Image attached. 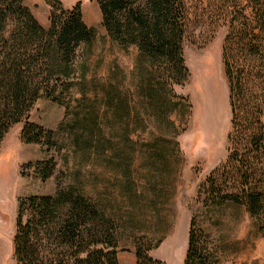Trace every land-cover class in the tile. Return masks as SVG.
<instances>
[{"label":"trees","instance_id":"obj_1","mask_svg":"<svg viewBox=\"0 0 264 264\" xmlns=\"http://www.w3.org/2000/svg\"><path fill=\"white\" fill-rule=\"evenodd\" d=\"M95 1L108 38L138 51L135 71L141 80V108L161 119L163 128L175 129L170 114L187 113L191 106L187 97L174 91L189 75L183 44L191 24V6L185 0ZM205 1L206 6L196 0L199 19L206 17L214 29L221 20L228 22L222 58L232 130L227 158L202 183L196 202L209 212L242 207L264 235V0H244L245 4L241 0ZM45 2L51 8L48 27L36 19L26 0H0V145L10 129L21 123L25 143L59 150L58 134H68L72 144L82 149L103 153L109 147L115 154L113 161L119 160L127 171L130 152L125 155L114 149L112 138H98L97 111L81 101L95 29L83 21L80 2L69 9L60 0ZM74 79L79 80L83 95L70 129L64 130L62 124L52 131L30 121L40 99L67 107L66 95ZM102 93L110 121L119 125L121 138L127 142L128 128L136 130L143 121L138 108L130 104L129 90L111 83L103 85ZM155 142L167 146L170 139ZM35 168L43 179L53 174L47 162L39 161ZM119 229L111 208L85 193L79 180L63 186L57 177L53 195L20 199L11 264H118ZM151 248L136 244V264H160L147 254ZM183 264H223L219 243L196 215L190 219Z\"/></svg>","mask_w":264,"mask_h":264},{"label":"rangeland","instance_id":"obj_2","mask_svg":"<svg viewBox=\"0 0 264 264\" xmlns=\"http://www.w3.org/2000/svg\"><path fill=\"white\" fill-rule=\"evenodd\" d=\"M185 1L191 6V24L183 44L189 75L182 85L174 86V91L187 97L191 106L187 113L186 110L171 113L176 128L166 129L161 119L146 107L141 108L136 47L123 48L108 38L95 0H60L67 9L80 2L83 21L96 32L87 57L82 104L87 102L97 111L101 131L98 138H112L114 149L125 155L130 152V162L125 171L119 160L113 161L115 154L109 147L103 153L82 149L72 144V137L61 132L59 150L44 144H28L21 139L22 124L14 125L0 145V222L12 239L7 238L2 246L8 253L0 264L13 262L20 199L53 195L57 177L63 186L79 180L85 193L111 208L120 225L117 251L129 247L135 251L136 244L144 243L151 245L147 254L160 264H183L190 219L196 215L219 243L223 264H264V235L257 231L255 220L244 208L227 206L209 212L196 202L202 183L228 155L232 125L222 58L228 22L221 20L214 29L206 17L202 20L197 17L196 0ZM203 2L206 6L207 2ZM26 4L36 19L48 27L51 8L45 0H26ZM111 83L129 90L130 104L138 108L143 120L136 130L128 128L127 142L121 138L119 125L110 121L103 103V85L109 87ZM80 85L78 79L73 80L66 95L67 107L40 99L30 113V121L52 131L62 124L64 130L70 129L83 95ZM98 88L100 92L96 94ZM161 138L170 139L169 145L158 144L159 140L153 143ZM39 161L52 165L50 177L43 179L35 170Z\"/></svg>","mask_w":264,"mask_h":264},{"label":"crops","instance_id":"obj_3","mask_svg":"<svg viewBox=\"0 0 264 264\" xmlns=\"http://www.w3.org/2000/svg\"><path fill=\"white\" fill-rule=\"evenodd\" d=\"M6 226L0 222V263H2L7 257L8 250L3 251L2 246L7 242V238L11 239V234L7 235ZM118 264H136V256L133 247H129L127 250L119 249L117 251ZM127 261V262H126Z\"/></svg>","mask_w":264,"mask_h":264},{"label":"bare ground","instance_id":"obj_4","mask_svg":"<svg viewBox=\"0 0 264 264\" xmlns=\"http://www.w3.org/2000/svg\"><path fill=\"white\" fill-rule=\"evenodd\" d=\"M263 252V251H262Z\"/></svg>","mask_w":264,"mask_h":264}]
</instances>
